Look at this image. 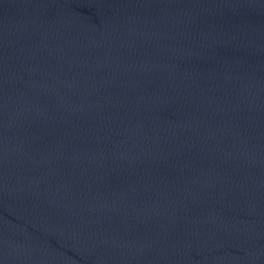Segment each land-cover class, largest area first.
<instances>
[{"label": "water", "instance_id": "obj_1", "mask_svg": "<svg viewBox=\"0 0 264 264\" xmlns=\"http://www.w3.org/2000/svg\"><path fill=\"white\" fill-rule=\"evenodd\" d=\"M0 264H264V0H0Z\"/></svg>", "mask_w": 264, "mask_h": 264}]
</instances>
